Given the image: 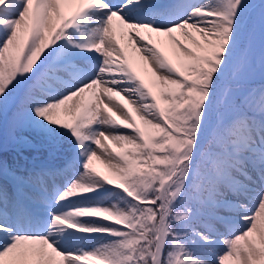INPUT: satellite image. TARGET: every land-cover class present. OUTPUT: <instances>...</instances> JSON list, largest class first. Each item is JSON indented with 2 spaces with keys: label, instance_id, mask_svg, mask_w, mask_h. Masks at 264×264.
I'll use <instances>...</instances> for the list:
<instances>
[{
  "label": "snow or ice",
  "instance_id": "1",
  "mask_svg": "<svg viewBox=\"0 0 264 264\" xmlns=\"http://www.w3.org/2000/svg\"><path fill=\"white\" fill-rule=\"evenodd\" d=\"M0 130V264H264V0H0Z\"/></svg>",
  "mask_w": 264,
  "mask_h": 264
},
{
  "label": "rangeland",
  "instance_id": "2",
  "mask_svg": "<svg viewBox=\"0 0 264 264\" xmlns=\"http://www.w3.org/2000/svg\"><path fill=\"white\" fill-rule=\"evenodd\" d=\"M257 82L256 80L254 81ZM256 87H259L258 84H256ZM0 134H2V130H0ZM27 138L29 143H13L9 142L10 145L7 147V149L0 148V153L6 152L8 154L7 156V162L12 165H23V164H30L34 159H46L47 158V150L44 144V140L38 133L31 132L27 133ZM36 146L39 147L38 149H32L31 147ZM95 164V167L102 171L107 172V169L104 168V165L100 163V161H97Z\"/></svg>",
  "mask_w": 264,
  "mask_h": 264
},
{
  "label": "trees",
  "instance_id": "3",
  "mask_svg": "<svg viewBox=\"0 0 264 264\" xmlns=\"http://www.w3.org/2000/svg\"><path fill=\"white\" fill-rule=\"evenodd\" d=\"M0 159H4V160H5V159H6V154H2V153H1V154H0Z\"/></svg>",
  "mask_w": 264,
  "mask_h": 264
},
{
  "label": "bare ground",
  "instance_id": "4",
  "mask_svg": "<svg viewBox=\"0 0 264 264\" xmlns=\"http://www.w3.org/2000/svg\"><path fill=\"white\" fill-rule=\"evenodd\" d=\"M97 161H95L94 163H96ZM18 165V164H17Z\"/></svg>",
  "mask_w": 264,
  "mask_h": 264
}]
</instances>
